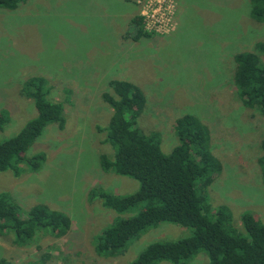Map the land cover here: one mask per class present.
<instances>
[{"label": "rangeland", "instance_id": "374dc122", "mask_svg": "<svg viewBox=\"0 0 264 264\" xmlns=\"http://www.w3.org/2000/svg\"><path fill=\"white\" fill-rule=\"evenodd\" d=\"M145 1L26 0L15 10L0 8V112L9 115L0 142L36 116L33 101L20 94L30 77L47 81L48 98L62 105L65 119L62 130L46 126L24 152L27 158L43 155L37 172L20 179L0 172V194H9L23 217L42 207L63 212L71 223L65 237L42 231L28 247L12 245V234L0 238V259L9 264H129L151 243L189 235L188 229L160 224L122 254H95V239L117 214L91 193L102 188L124 196L139 186L99 168V156L112 155L101 143L105 134L97 132L112 114L101 100L103 93L113 94L110 81L143 92L137 127L160 133L164 154L177 145L175 120L195 116L208 129L209 147L222 166L206 191L209 203L227 206L237 227L243 212L264 221V185L256 162L264 116L243 107L232 84L234 56L264 42V24L249 17L248 0H177L173 30L135 41L130 20L140 16ZM207 262L200 253L187 264Z\"/></svg>", "mask_w": 264, "mask_h": 264}, {"label": "trees", "instance_id": "16d2710c", "mask_svg": "<svg viewBox=\"0 0 264 264\" xmlns=\"http://www.w3.org/2000/svg\"><path fill=\"white\" fill-rule=\"evenodd\" d=\"M25 1L0 0V8L15 10ZM248 1L249 17L264 24V0ZM130 23L136 27L133 40L155 36L144 31L140 16L133 17ZM263 59L264 42L256 43L254 51L236 54L232 84L242 106L264 116ZM109 88L113 94L103 93L101 100L110 106L112 114L108 124L97 127V132L105 134L101 143L110 146L112 155L101 154L99 168L104 173L133 179L139 186L124 196L102 188L91 193V199L97 198L103 207L117 214L95 239V254L117 256L150 228L172 224L188 229L189 235L151 243L129 264H187L200 253L206 255L207 264H264V221L243 212L237 227L227 206L213 208L209 203L206 191L222 166L209 147L206 126L193 115L178 118L172 126L177 145L164 154L160 133L145 134L137 127L146 103L143 92L133 84L115 81L109 82ZM49 92L42 77H30L22 83L20 94L33 101L36 116L15 136L0 142V172L10 171L20 179L40 169L43 155L27 158L24 152L46 126L53 124L62 130L65 125L63 107L50 101ZM8 121L7 112H0V130ZM260 150L256 162L264 185V139ZM130 212L134 214L128 215ZM70 227L66 214L42 207L31 208L23 217L9 194H0V238L12 234V245L18 248L30 246L42 231L52 238H63ZM39 261L44 263V259ZM0 264L9 261L3 258Z\"/></svg>", "mask_w": 264, "mask_h": 264}, {"label": "built area", "instance_id": "2783aa9c", "mask_svg": "<svg viewBox=\"0 0 264 264\" xmlns=\"http://www.w3.org/2000/svg\"><path fill=\"white\" fill-rule=\"evenodd\" d=\"M177 0H146L140 11L145 32L153 35L169 33L174 28V11Z\"/></svg>", "mask_w": 264, "mask_h": 264}]
</instances>
